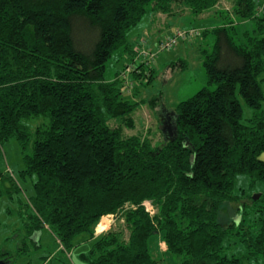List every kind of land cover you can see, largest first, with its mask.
Listing matches in <instances>:
<instances>
[{"label":"trees","instance_id":"16d2710c","mask_svg":"<svg viewBox=\"0 0 264 264\" xmlns=\"http://www.w3.org/2000/svg\"><path fill=\"white\" fill-rule=\"evenodd\" d=\"M263 2L233 0L234 19L254 23L242 37L230 19L211 31L180 30L184 41L214 40L203 52L207 87L177 106L174 141L161 134L162 144L153 145L110 127L113 120L134 127L140 103L125 93L126 69L108 81L107 64L115 53L136 54L128 36L146 16L172 17L183 5L199 17L220 0H0V197L20 192L3 164L9 141L19 143L20 175L35 192L19 200V235L39 248L36 236L50 229L64 259L86 244L81 264H159L158 239L174 264L263 260L264 194L254 200L256 185L264 186ZM148 61L139 76L154 73ZM38 118L44 123L31 129ZM241 176L252 195L238 194ZM234 204L239 220H227L223 213ZM127 205L134 208L125 215L128 241L95 238L94 226ZM249 211L256 220L245 224Z\"/></svg>","mask_w":264,"mask_h":264},{"label":"rangeland","instance_id":"374dc122","mask_svg":"<svg viewBox=\"0 0 264 264\" xmlns=\"http://www.w3.org/2000/svg\"><path fill=\"white\" fill-rule=\"evenodd\" d=\"M232 6L233 0H220L216 8L199 17H194L183 5L181 7H174L173 13L176 15L172 17L165 14L158 17L157 14L161 13L146 16L128 36L129 42L134 49L133 53L136 54L134 56L133 54L126 55L123 52L122 54H120L121 52L113 54L107 64L106 70V79L113 81L117 72L121 73L126 69L121 75L125 79V93L134 102L140 103V107L132 117L134 127L127 128L123 122L115 120L109 122L110 127L123 128V136L125 138L137 135L142 138H148L152 141L153 145L162 144L163 137L161 134L164 127V123H162L160 117L162 111L166 109L169 113L175 112L181 102L187 101L201 89L207 87V77L203 67L205 54L203 52L212 49L214 40L209 37L204 39V41L201 37L197 40H182L177 47L158 52L159 46L174 35H177L180 30L196 29L198 31H211L216 27L227 24V19L235 22L240 34L239 37H242L244 31H251L254 28V23L246 21L239 24L233 17ZM263 13L264 2L262 9L258 10L259 15ZM166 22L167 24H164ZM156 30L161 31L159 33ZM152 36H154L153 40ZM143 49L146 52L150 50L152 53H157L155 58L150 59L148 61L149 64H147L150 68L154 69V73H150V76L144 75L145 80L143 79L144 76L138 75L142 70L137 68L141 62L148 60L140 56L142 52H145ZM179 61L186 62L187 64L183 70V62L182 64H176ZM134 74L138 75L140 79L135 80L137 83L134 86L136 87L129 84L135 79ZM151 76L154 78H151ZM146 81L148 82L145 86ZM128 86L132 88L128 89ZM262 86L264 90V81ZM154 99L156 101L158 99V101L152 107L151 102H154ZM244 116L247 119L250 118L252 111L244 107ZM43 123L44 121L38 118L31 119L28 125L31 129L35 130ZM2 153L6 175H10L13 178L20 192L14 193L12 197H0V261L6 258L9 260V264H65V260H67L72 264H81L78 261V255L86 251V244H76L71 253H65V257L67 258L64 259L61 246L50 229H41L36 236L39 248L34 243L26 241L25 237L19 235L17 231L24 229L23 223L20 222L21 216L18 214L19 200L27 202L30 197L35 195L33 181L29 178L24 179L20 175L24 166L22 151L17 141L5 143L2 147ZM262 158L264 159V155ZM248 185L249 180L246 177H238V194H241L246 189L245 194L248 196L252 195L254 192L247 189ZM260 185H256L254 193V197L256 195L259 197L258 200L264 194V186ZM144 206L152 215L157 212L156 206L151 202L144 203ZM231 206L228 207V210L226 208L223 213L224 218L232 221L239 220V214L236 211L237 206L235 204ZM132 209H134L132 206L127 205L119 213L107 216L103 221L96 224L93 228L95 238L114 234L120 240L128 241L130 232L125 221V215ZM255 220L256 216L251 211L245 215V224L246 221L255 223ZM246 226L251 227L252 225L247 224ZM165 248L166 245L158 239L154 245V256L162 259L159 264H174L172 259L165 255ZM237 253L244 256L246 254L245 250L241 247ZM257 264H264V259L260 260Z\"/></svg>","mask_w":264,"mask_h":264},{"label":"water","instance_id":"95a60500","mask_svg":"<svg viewBox=\"0 0 264 264\" xmlns=\"http://www.w3.org/2000/svg\"><path fill=\"white\" fill-rule=\"evenodd\" d=\"M176 113L171 112L169 113L166 109L162 111L160 117L162 123H164V127L162 128V134L166 137V139H169L170 141H174V139L177 136L176 133V126L174 123V119L176 118ZM258 196L256 195L254 197V200H257ZM0 264H7L4 261H0Z\"/></svg>","mask_w":264,"mask_h":264},{"label":"built area","instance_id":"2783aa9c","mask_svg":"<svg viewBox=\"0 0 264 264\" xmlns=\"http://www.w3.org/2000/svg\"><path fill=\"white\" fill-rule=\"evenodd\" d=\"M185 35L184 32H179L177 35L173 36L172 38L168 39L165 43H162L159 46V50L160 51H164L166 49H172L178 46V44L180 43V41L184 40ZM157 55V53H152V52H142L140 54V56L147 58V59H153L155 58V56Z\"/></svg>","mask_w":264,"mask_h":264},{"label":"crops","instance_id":"0c3cea01","mask_svg":"<svg viewBox=\"0 0 264 264\" xmlns=\"http://www.w3.org/2000/svg\"><path fill=\"white\" fill-rule=\"evenodd\" d=\"M160 15H162V14H157L158 17H159ZM163 16H164V15H163ZM158 17H157V18H158ZM164 24H167V22L164 23ZM156 26H157V25H156ZM165 26H166V25H165ZM156 31L160 33L161 30H156ZM154 36H155V34H154ZM154 36H152V40H153V37H154Z\"/></svg>","mask_w":264,"mask_h":264}]
</instances>
